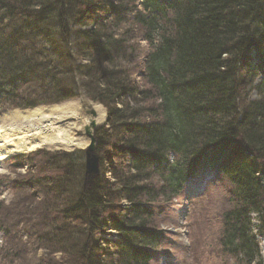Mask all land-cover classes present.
I'll return each mask as SVG.
<instances>
[{
    "label": "trees",
    "instance_id": "trees-1",
    "mask_svg": "<svg viewBox=\"0 0 264 264\" xmlns=\"http://www.w3.org/2000/svg\"><path fill=\"white\" fill-rule=\"evenodd\" d=\"M79 92L108 111L100 175L85 188L83 151L13 157L0 264L172 256L162 223L200 167L230 184L216 250L264 264V0H0V112Z\"/></svg>",
    "mask_w": 264,
    "mask_h": 264
},
{
    "label": "rangeland",
    "instance_id": "rangeland-1",
    "mask_svg": "<svg viewBox=\"0 0 264 264\" xmlns=\"http://www.w3.org/2000/svg\"><path fill=\"white\" fill-rule=\"evenodd\" d=\"M133 43H137L138 52H146V44L139 39H134ZM140 71V67L137 68ZM135 69L134 78L139 79V71ZM88 102L97 103L103 107L105 110V120L103 123L99 124L106 125L108 121V111L105 106L100 102H95L88 98L83 92H79L75 98L68 99L60 103L53 104H41L32 108L27 109H8L2 111L0 116L6 112L13 110H28L36 107H48L54 106L57 104L70 103V102H82V100ZM87 108L83 105L81 108V118H86L91 116L86 113ZM98 126V127H99ZM97 127V128H98ZM96 133V132H95ZM84 134V128L76 131V136L81 137ZM38 150H44L46 152H75L83 151V148L78 147L73 150L67 149H52L47 147H40L33 151L26 152L27 154L35 152ZM25 154V155H27ZM14 155L9 156L0 161V202H3L4 205H8L22 196V194L17 193L15 190L14 180L17 178L19 173H26L25 168H17V171L12 170L10 166ZM199 175L194 180L196 184V190L198 193H201L199 196L194 197L192 206L190 207L187 202L179 201L176 204V211L168 213V219L170 222H163L162 226L166 225L177 231L176 236L178 237L179 244L173 250V255L175 258L171 261L170 264H235L233 258L219 253L215 248L216 236L219 232V223L216 222V217H219L221 212L224 211L225 203L227 202L228 194L230 191V184L228 181L220 175H214L211 169H206L200 167L198 170ZM110 176V174H108ZM20 199V198H18ZM219 219V218H218ZM167 223V224H166ZM257 225V222L255 221ZM112 231H108L105 234L107 239L117 240V237L113 235ZM21 234V233H20ZM24 239L26 238L23 237ZM4 245V236L0 232V247ZM260 247L262 254L264 256V239L261 240ZM43 254L41 249L37 250L34 253H30L24 260L18 261L15 264H40L39 257ZM56 257H59L57 255ZM10 264V263H6ZM169 264V263H168Z\"/></svg>",
    "mask_w": 264,
    "mask_h": 264
},
{
    "label": "bare ground",
    "instance_id": "bare-ground-1",
    "mask_svg": "<svg viewBox=\"0 0 264 264\" xmlns=\"http://www.w3.org/2000/svg\"><path fill=\"white\" fill-rule=\"evenodd\" d=\"M87 101L13 110L0 116V161L16 153H26L40 147L52 149L85 148L90 138L76 136V131L94 120H105V110L92 103L96 116L81 118V108Z\"/></svg>",
    "mask_w": 264,
    "mask_h": 264
},
{
    "label": "water",
    "instance_id": "water-1",
    "mask_svg": "<svg viewBox=\"0 0 264 264\" xmlns=\"http://www.w3.org/2000/svg\"><path fill=\"white\" fill-rule=\"evenodd\" d=\"M85 108H87L86 113L96 116V111L93 110L91 102L85 103ZM99 125L96 124L94 120L84 126V134L90 138L89 144L83 148L85 153V176H84V186L85 188L90 187L95 179L100 175V157L97 151V136L96 129Z\"/></svg>",
    "mask_w": 264,
    "mask_h": 264
}]
</instances>
